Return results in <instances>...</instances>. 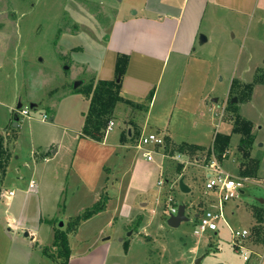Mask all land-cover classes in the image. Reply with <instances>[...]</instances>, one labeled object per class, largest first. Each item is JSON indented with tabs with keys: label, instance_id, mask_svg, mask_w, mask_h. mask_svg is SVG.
<instances>
[{
	"label": "crops",
	"instance_id": "0c3cea01",
	"mask_svg": "<svg viewBox=\"0 0 264 264\" xmlns=\"http://www.w3.org/2000/svg\"><path fill=\"white\" fill-rule=\"evenodd\" d=\"M123 2L120 5L112 2L116 11L103 29V35L98 40L81 45L82 51L93 50L91 56L75 63L78 68L87 66L96 83L100 79H114L117 58L126 54L129 60L122 78V96L133 103H145L154 91L153 98L146 108L118 102L112 118L115 126L101 141L83 136L90 99L78 93L77 86L70 88L75 78L62 85L59 97V101L68 103L65 120L59 118V105L54 101L51 105L47 104L48 119L40 118V128L30 123L34 118L17 115L15 106L0 113V133L5 136L13 133L14 136L13 127L17 132L10 149L12 156L0 182V264H62L54 245V220L65 191V208L68 198L69 203L73 199L74 203H78L79 210L69 214L71 218L98 201L102 193L109 196L105 210L82 221L76 230L69 232L70 257L67 264H119L118 256L133 254L134 231L142 232L138 227L147 217L141 208L151 203L157 205L160 201L164 184L160 186L158 181L166 170L159 156L149 161L132 146L135 134L160 132L166 138V150H170V154L175 153L183 162L182 159L189 154L178 150L179 145H199L204 150L212 146L216 129L210 145L206 144L204 135L210 136L211 130L206 123L214 126L215 116H220V123H229L228 127L233 131L232 122L223 118L229 93L234 79L241 83L248 81L237 75L231 78L230 91L222 102L219 98L210 100L206 87L212 72L211 60L231 55L237 48L239 33L242 35L244 31L263 27L264 0ZM97 47L99 50H96ZM19 91L18 104H23L24 95ZM29 103L38 106L35 102ZM216 103L221 105L220 113ZM244 103L247 102L238 104L239 113L247 118L242 112ZM78 105L79 112L72 110ZM213 110L216 113L210 119L208 112ZM26 120L29 121L25 123ZM26 125L30 138L27 157L32 162V168L25 171L23 164L19 163L14 179H8V169L23 156ZM125 125L128 127L125 128ZM117 126L119 129H116ZM186 167L188 165H183L182 170L177 172L179 185L181 179L190 182ZM164 178L166 182H171L170 177ZM32 180L36 183L35 188L30 186ZM12 190L15 193L9 196ZM111 208L114 209L107 223L117 230L116 239L105 234L102 227L94 225L99 216L111 212ZM152 211L156 212V208ZM123 212L127 218L126 230L133 228L127 234L131 235L128 239L119 233L121 229L117 227ZM138 215L142 218L137 226L135 220ZM164 219L167 221L168 218L164 216ZM86 224L90 226L87 230H91V237L79 239ZM121 244L124 247H119ZM142 260L140 257L139 263Z\"/></svg>",
	"mask_w": 264,
	"mask_h": 264
},
{
	"label": "rangeland",
	"instance_id": "374dc122",
	"mask_svg": "<svg viewBox=\"0 0 264 264\" xmlns=\"http://www.w3.org/2000/svg\"><path fill=\"white\" fill-rule=\"evenodd\" d=\"M112 2L116 5L124 3L123 0H0V113L6 111L10 106L17 107L18 93L21 90V94L24 95L22 97L23 105L30 104L29 102L38 104L34 110L35 117H32L35 120L30 121V123H35L37 128L42 125L40 122L41 113L47 112V104L51 105L53 101L59 105V118L65 120L69 107L66 101H59L63 91L62 85L69 80L72 81L73 78L75 80L70 82L71 89L75 88L77 81L79 82L77 88L94 82L91 70L87 66L78 68L75 61H83L86 57L91 56L93 50L82 51L80 50L83 48L81 45H87L91 43L90 40H98L103 35V29L110 23L113 13L116 11L112 7ZM71 45H75L74 48H66ZM96 50H99V47ZM211 62L213 63L212 72L206 87V93L210 100L219 98V102H222L230 91L231 78L238 75L248 82H252L254 76H258L260 82L255 84L250 97L247 96L248 94L243 88L244 83L234 79L227 100V111L223 115L225 120L233 124L236 117L235 112H239L238 104L247 102L243 104L242 112L248 119L253 120L256 139L251 154L259 161L258 175L256 178H249L240 197L226 204L225 215L229 226L220 222L217 231L209 230L201 235H196L194 233L195 212H201L208 207L214 196L205 189V181L209 172L208 164L214 154L210 155L208 150L203 148L196 150L187 146L183 152L188 153L189 156L184 157L185 159L183 158V162H181L175 153L170 154V150L166 151V155H162L159 150L154 156H159L165 164V175L162 178L170 177L171 182L165 180L157 205L151 203L149 206L141 208V212H144L147 217L138 227L142 232L134 231L132 236L133 254L128 257L118 256L119 264L260 263L258 254L264 251L263 245L253 242L250 238L244 240L245 244L254 251L251 260L246 261L233 244L234 237L230 227L235 230L244 228L252 230L256 221L252 215L251 207L261 205L263 203L261 200L264 199V25L259 30H247L242 35L239 33L237 48L233 49L232 54L221 59L216 57ZM259 67L260 70L257 71ZM57 87H59L58 90ZM54 90L56 91L54 92ZM234 97H237L236 102L233 101ZM216 105L219 106L220 113L221 105L218 103ZM72 110L79 112L80 105L73 106ZM215 113V110L209 111V118L211 119L212 115L214 117ZM219 118L220 116H215L214 126L210 122L206 123L211 132L210 136L204 135L205 142L207 145L211 144V136L215 133V129L222 133L227 131L232 136V140L230 141L229 157L224 158L223 166L233 175H239L241 154L238 151V145L241 135L232 131V128L229 129V123H220ZM27 121L29 120H26L25 123ZM184 125L186 126V123ZM127 127L125 125V128ZM180 127H182L181 124ZM116 129H119V126ZM24 133L23 156L8 169V179H14L19 163L23 164L22 168L25 171L32 168V162L27 157L30 147L27 125L24 127ZM138 136L135 134L136 138ZM14 139L13 133L7 135L6 147L8 149L12 148ZM167 154L169 155L167 156ZM234 158L236 159L234 160ZM25 162L30 164L27 165ZM185 164L188 165L186 172L191 182L185 180V183L192 188L187 193L181 191L179 182L176 181L177 172L181 171ZM66 195L67 192H63L62 200L56 210L55 230L59 228V222L63 220L65 223L63 229H69L71 232L74 228L71 221L74 218H71L69 214H74L79 209L78 203H74V199L69 203V198L67 199V208H65ZM180 205L185 206L187 219L178 226H171L164 216L168 218L171 206L178 207ZM154 207L156 212L152 211ZM113 209L111 208V212L99 216L94 225L102 227L105 229V234L112 235L113 239H116L117 230L107 223ZM122 214L117 227L121 229L119 233L128 239L131 238V235L127 236V234L133 228L126 230L127 218L124 217L126 213ZM87 225L89 224L83 226L84 230L79 239L85 236L91 237V230H87L90 226ZM145 232L153 237L150 238ZM116 243H118L117 240ZM127 246L128 243L125 242V247ZM119 247H124V245L121 244ZM57 254L63 264L65 260L63 249L60 253L57 248ZM140 257L143 260L139 263Z\"/></svg>",
	"mask_w": 264,
	"mask_h": 264
},
{
	"label": "trees",
	"instance_id": "16d2710c",
	"mask_svg": "<svg viewBox=\"0 0 264 264\" xmlns=\"http://www.w3.org/2000/svg\"><path fill=\"white\" fill-rule=\"evenodd\" d=\"M129 57L126 54H121L117 58L116 62V76L114 79L105 80L100 79L96 83L91 82L86 86L77 88V92L83 93L90 99V107L85 117V124L83 126V136L90 137L92 139L101 141L105 136V129L109 121L113 118V114L116 105L120 101H124L138 108H146L153 98L154 91H151L146 98L145 103H133L132 101L125 99L121 94L122 78L126 72ZM260 82L258 76H255L252 82H246L243 85L247 96L250 97L255 84ZM234 84V82H233ZM232 84V85H233ZM238 109V108H236ZM236 117L233 123V131L238 132L241 135L238 145V151L240 156V173L241 177L256 178L258 175L259 161L252 156V148L256 139V134L253 131V123L251 120L243 117L239 112H235ZM14 137H17L16 128ZM7 136L0 134V182L3 180L8 161L12 156V152L6 147ZM231 135L229 133L217 132L213 141V144L208 149V153L216 155V157L223 161L228 157L230 150ZM192 149H202L199 145H188L183 143L178 146V150L184 151L186 147ZM109 196L106 193H102L98 201L86 208L81 214L74 217L71 221L74 226L73 230H76L79 224L93 216L94 214L106 209ZM252 215L256 221L250 234V239L253 242L264 245V202L261 205H253L251 207ZM142 216L138 215L135 220V224L138 226ZM69 229L64 230L57 228L55 230L54 245L59 249V252L64 251L65 260L63 264H67L70 257V243H69Z\"/></svg>",
	"mask_w": 264,
	"mask_h": 264
},
{
	"label": "built area",
	"instance_id": "2783aa9c",
	"mask_svg": "<svg viewBox=\"0 0 264 264\" xmlns=\"http://www.w3.org/2000/svg\"><path fill=\"white\" fill-rule=\"evenodd\" d=\"M36 106L32 104L23 105L19 103L15 108L17 115L24 117H35ZM43 120L48 119L47 112L41 113ZM115 126V121L111 119L105 129V133L111 131ZM5 135L3 132L0 133ZM134 147L140 150L144 157L149 161H154L155 154L160 150L162 155H166V138L158 131H149L139 134L136 138ZM169 154H167L168 156ZM209 172L205 181V189L207 192L212 193L214 196L209 203V206L204 208L201 212H195V228L194 233L201 235L206 231H217L219 229L220 222H224L228 225L225 215V206L228 202L240 197L243 192L245 184L249 181V177H241L239 175H233L228 172L222 161H220L216 155L208 164ZM165 183V179L161 178L158 184L161 186ZM30 186L35 188L36 183L31 181ZM14 191H9V196L14 195ZM179 206H171L168 217L178 212ZM186 214V211H185ZM187 215V214H186ZM229 226V225H228ZM232 233L233 244L236 250L243 256L246 261L251 260L252 253L254 252L249 248L244 240L248 239L251 234V230L244 228L241 230H235L230 227ZM264 249V245L262 246ZM260 263L264 264V251L258 254Z\"/></svg>",
	"mask_w": 264,
	"mask_h": 264
},
{
	"label": "water",
	"instance_id": "95a60500",
	"mask_svg": "<svg viewBox=\"0 0 264 264\" xmlns=\"http://www.w3.org/2000/svg\"><path fill=\"white\" fill-rule=\"evenodd\" d=\"M202 38H205V36H202ZM78 84H79V82L77 81L75 83V86H78ZM216 100H217V98H216ZM233 101L236 102L237 97H234ZM180 189H181V191L186 192V193L190 191V187L183 181V179H181V181H180ZM261 201L264 202V199H262ZM186 219H187V215L185 214V206L180 205L178 212L176 214H172L168 217L167 223L171 226H178L182 221H184ZM64 225H65L64 221L61 220L59 222V227L63 228Z\"/></svg>",
	"mask_w": 264,
	"mask_h": 264
}]
</instances>
